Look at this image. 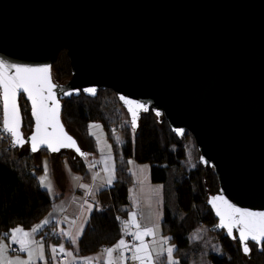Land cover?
<instances>
[{"label":"water","instance_id":"95a60500","mask_svg":"<svg viewBox=\"0 0 264 264\" xmlns=\"http://www.w3.org/2000/svg\"><path fill=\"white\" fill-rule=\"evenodd\" d=\"M62 49L70 59L71 77L58 82L52 67ZM0 60L50 68L60 123L86 155L63 119V101L82 93L95 98L100 90H113L134 130L142 114L152 111L164 116L178 137L190 133L199 161L218 178V191L208 197L217 228L236 237L243 250L238 229L229 234L221 226L212 198L222 196L237 208L264 212V0H0ZM88 88H95V94ZM22 95L33 119L28 134ZM121 96L148 109H136L135 127ZM0 101L3 129L2 88ZM16 103L23 142L16 144L3 129L12 144L28 143L32 153L53 152L43 144L32 150V102L21 90ZM61 152L86 156L73 147L56 153ZM215 205L220 212L229 211L221 201ZM246 243L250 249V243L256 244L251 239ZM251 254L252 249L245 256Z\"/></svg>","mask_w":264,"mask_h":264},{"label":"trees","instance_id":"16d2710c","mask_svg":"<svg viewBox=\"0 0 264 264\" xmlns=\"http://www.w3.org/2000/svg\"><path fill=\"white\" fill-rule=\"evenodd\" d=\"M52 69L58 82L71 77L70 59L65 49L58 53ZM63 104V119L68 127L80 132L87 143V154L99 153L97 139L90 130V122H99L111 142L115 160V180L96 194L87 225L78 239L79 255L96 253L122 237L131 209L129 189L133 175L130 163L136 161L148 163L151 181L163 186L161 229L175 245L176 264H193V260L205 252L203 240L192 237L194 231L203 225L214 229L220 242L217 251L208 250V264H248L250 261L264 264V244L260 250L256 244L250 243L252 254L247 258L237 238L233 239L225 231L217 229V219L208 204V197L218 191V178L212 167L199 161L198 151L195 165L186 166L184 160L187 141L192 137L190 133L178 137L165 117H158L152 111L142 114L138 129L134 130L125 108L111 89L100 90L95 98L82 93L64 100ZM20 105L23 130L28 134L32 130L33 119L24 95ZM1 111L0 104V122ZM116 133L121 134V141L117 140ZM10 137L0 130V238L7 239L12 229L22 227L30 230L49 218L61 197L53 196L42 186L39 178L42 167L36 164L34 153H22L21 147L14 146L7 139ZM38 153L50 152L42 149ZM57 154L61 158L66 157L74 172L84 179L89 178L90 170L84 157H72L70 152ZM56 226L51 221L38 232L46 248L51 242L62 240ZM48 261L52 263L51 257Z\"/></svg>","mask_w":264,"mask_h":264},{"label":"snow or ice","instance_id":"6c2138e0","mask_svg":"<svg viewBox=\"0 0 264 264\" xmlns=\"http://www.w3.org/2000/svg\"><path fill=\"white\" fill-rule=\"evenodd\" d=\"M9 72H13L9 75ZM56 85L51 82L50 68L48 66L43 67H28L23 65L5 63L0 60V88L3 90V100H4V119H3V129L15 137V143L21 144L22 136L19 132V127L21 123V116L19 111V106L16 103V96L19 91L27 93L29 99L32 102V115L35 117L36 121V132L30 137L32 142V150H37V144L46 145L53 152H58L62 147H73L80 153V155L85 156L86 154L81 152L79 147L76 145V141L64 131L63 125L59 120V101L55 97V93L52 91ZM86 92L90 94H95V88L85 89ZM71 95L72 93H67ZM121 100L129 105V111L132 115V124L135 127L137 124V111L136 109H143L147 111L148 109L138 102L128 100L121 96ZM49 101H51V106H49ZM159 115V113H157ZM43 127V134H42ZM51 127L54 132L48 133L47 129ZM59 129L56 133L55 130ZM181 134L183 130H178ZM46 169V165H45ZM109 172V178L107 180L108 184L112 183V170L107 169ZM99 175L98 173L96 174ZM43 179V178H42ZM95 179V177H94ZM47 187V185H46ZM81 187L87 188L89 194L92 192V188L88 185H81ZM216 201L223 202L229 211L227 213L220 212L219 206L215 205ZM214 206H217L218 214L221 216V226H226L229 234L232 233L233 228H237L239 232V239L243 243V252L247 255L250 254L251 249L248 247L246 241L251 239L257 246H261V241L264 240V212H252L244 209L237 208L233 205L228 204L222 196H216L212 198ZM91 207V206H89ZM44 224L49 223L48 220L43 222ZM131 224H135L139 228V224L136 221V214L132 213ZM128 222H126L125 227L127 228ZM42 225H37L32 228L31 231H25L20 227L11 230V239L15 243H19L22 251L27 252V259H21L17 256L15 259H11L7 255L8 245L0 244V264H34L35 259L43 258V245H39L36 249L37 255L34 257L33 249L31 245L34 241H31L29 237L38 231ZM19 234V235H17ZM154 234L153 229H146L144 232L137 231L135 237L137 240L141 241L139 246H136L132 251L130 257L133 261H139V264H153V256L149 251L148 246L143 243V238L145 235ZM7 235V234H5ZM67 235L72 238L73 243L76 242V238L72 237L69 232ZM236 239V237H233ZM116 249H127V245L123 239H121L113 248L106 249L107 255L109 257V264H118V261L112 259V254ZM53 252L57 249L54 247ZM60 252L64 251L63 246L59 248ZM164 252L167 253V259L169 264H176L173 260L172 253L173 247H168L167 249H162L157 255H161ZM71 255V253H69ZM91 260L92 258H88ZM126 259L124 257L123 251L120 253L119 260Z\"/></svg>","mask_w":264,"mask_h":264},{"label":"crops","instance_id":"0c3cea01","mask_svg":"<svg viewBox=\"0 0 264 264\" xmlns=\"http://www.w3.org/2000/svg\"><path fill=\"white\" fill-rule=\"evenodd\" d=\"M94 164L95 167L93 170H90L89 178L84 179L81 175V177L77 179V184L71 187V195L68 200H66L67 195H65V192H62V189L59 193H56V196L61 197L56 202L51 216L45 219L48 220L49 223L51 221L56 223V230L62 236V240L58 243L57 251L55 253L58 264H108L107 262L109 257L107 255L106 249L113 248L121 239L125 241L127 249L129 250L116 249L113 252L112 255L118 257V264H139V261H133L130 259L132 255L131 250H134L136 246L141 244V241L136 239L135 233L137 231L144 232L146 229H153L154 231V234L145 235L143 238V243L148 246L149 251L152 253L153 264H165L164 260L166 259L167 253L164 252L159 256L157 253L161 252L162 249H167L168 247H173V256L175 257V246L173 245L170 238L162 233L161 229V220L163 216V186L161 183H154L151 181L150 165L146 166V163H137L136 161H131L130 163V171L133 175V183L129 189L131 209L125 220V224L128 222V226L126 228L124 224L122 237L115 244L107 246L96 253L86 256L78 254V239L87 225L89 215L94 207L96 194L102 188L110 186L116 177L115 160L111 150L108 152L99 153ZM99 164H102V166L99 169H96ZM107 169L112 170L111 184L107 183L109 178V172ZM97 173L99 174L98 176L96 175ZM81 185L90 186L92 188L91 194H89L87 188L81 187ZM58 204L62 205L63 209H61ZM132 213L136 214V221L139 224V228H137L135 224L130 223L132 220ZM43 222L40 224L42 227L39 228L37 232L33 233L29 239L34 241V243L45 245V243L42 241V238L38 236V232L48 224H44ZM31 229L23 230L30 232ZM69 232L72 234V237L76 238L75 243H73L72 238L67 235ZM129 236H133L134 241L131 242L128 239ZM12 243L20 246L19 243L12 241L10 235L8 239V246ZM61 245H64L63 252L59 251ZM50 248L51 245L49 244L48 250ZM121 251H123L124 257L126 258L124 260H119ZM69 253H71V255H69ZM24 255L27 256V252ZM49 255L51 257V253H49ZM63 255L67 256V259L61 260L60 257ZM88 258L92 259L89 260ZM51 259L53 260V257ZM106 259L107 261H104ZM173 260L176 261V259ZM47 261L48 259L43 262L41 261V263L50 264L49 261L46 263ZM51 264H55L54 261H52Z\"/></svg>","mask_w":264,"mask_h":264},{"label":"rangeland","instance_id":"374dc122","mask_svg":"<svg viewBox=\"0 0 264 264\" xmlns=\"http://www.w3.org/2000/svg\"><path fill=\"white\" fill-rule=\"evenodd\" d=\"M0 104H1V101H0ZM1 108H2V105H1ZM69 128H70L71 132L75 136H77V138L79 139L83 149L87 148V143L83 139L80 132L74 127L70 126ZM1 130H3V129H1ZM90 130L95 135V137L97 139V145H98L99 153L108 152L110 150L112 153L111 142L108 140L106 131H105L104 127L101 125V123L90 122ZM116 138L118 141H121L122 140L121 134L116 133ZM7 139L11 140V137L7 138ZM30 150H31V145L28 143L22 145V147H21L22 153L28 152ZM197 151H198V149H197V146H196V143H195L193 137H189V139L187 141V157L184 160L186 166L192 167L195 165L196 161L198 160ZM70 154L72 157H74L72 152H70ZM98 154L91 153V154H87L84 157V159L88 165L89 170L94 169L95 159L97 158ZM112 155H113V153H112ZM34 158H35L36 164L39 167H42V170L39 173V178H40L42 186L44 188L50 190V192L53 196H55L56 193H59L62 189V192H65V195H67L66 200H68L70 198V195H71L70 189H71V187H73V185L77 184V179L81 177V174L74 172L71 169L70 164H69L68 160L66 159V157L61 158L56 152H51L49 154H46V153H40L39 154V153L35 152ZM45 165H46V169H45ZM99 165L102 166V164H99ZM146 166H149V164L146 163ZM46 185H47V187H46ZM59 207H61V209H63L62 205H59ZM40 224L41 223H39L38 225H40ZM192 237L195 239H202L204 242V245L206 246L205 252L202 254H199L193 260V264H208V261H207L208 260V258H207L208 250L211 249V250L217 251L220 248V242L218 239V235L216 234V231H214V229L209 228L206 225H203L194 231V233L192 234ZM0 244L8 245V239L1 237L0 238ZM39 245H43V244L34 243L33 245H31V247L33 249L34 257L37 255L36 249ZM50 245H51V248L49 250H48V248L45 247V245H43V258L42 259H35L34 264H43V263H41V261L42 262L46 261L48 259V257H50L48 255V252L51 253V258L53 257L52 261H54L55 264H58L56 254H55L56 252L52 251V249L54 247L57 249L58 243L51 242ZM61 246H64V245H61ZM7 255L11 259H15L17 256H19L21 259H27L28 258L23 253L12 252L10 249V245L8 246V249H7ZM172 257H173V259H176V257L173 256V253H172ZM112 259L114 261H118L117 256L112 255ZM104 261H107V259ZM46 263H48V261ZM107 263L109 264V260ZM164 263L169 264L167 256H166V259L164 260ZM248 264H254V262L250 261Z\"/></svg>","mask_w":264,"mask_h":264},{"label":"built area","instance_id":"2783aa9c","mask_svg":"<svg viewBox=\"0 0 264 264\" xmlns=\"http://www.w3.org/2000/svg\"><path fill=\"white\" fill-rule=\"evenodd\" d=\"M0 130H1V128H0ZM100 167H101V166L98 165L96 169H99ZM128 239H129L131 242L134 241V237H133V236H129ZM10 249H11L13 252H19V253H23V254L26 253V251H22V250H21V247L18 246L17 244H11V245H10ZM60 259H61V260H65V259H67V256L63 255V256L60 257Z\"/></svg>","mask_w":264,"mask_h":264}]
</instances>
